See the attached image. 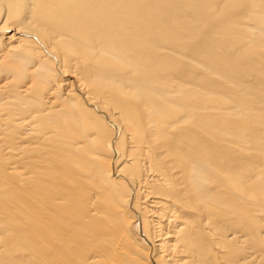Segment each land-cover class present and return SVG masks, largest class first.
<instances>
[{"label": "bare ground", "instance_id": "bare-ground-1", "mask_svg": "<svg viewBox=\"0 0 264 264\" xmlns=\"http://www.w3.org/2000/svg\"><path fill=\"white\" fill-rule=\"evenodd\" d=\"M0 264H264V0H0Z\"/></svg>", "mask_w": 264, "mask_h": 264}]
</instances>
